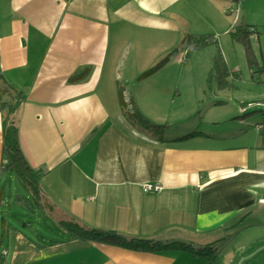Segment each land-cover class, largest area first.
<instances>
[{
  "label": "crops",
  "instance_id": "obj_1",
  "mask_svg": "<svg viewBox=\"0 0 264 264\" xmlns=\"http://www.w3.org/2000/svg\"><path fill=\"white\" fill-rule=\"evenodd\" d=\"M203 1L207 11L233 0H0L2 77L25 95L23 148L44 174L31 210L64 230L55 239L0 218L2 264H264V137L247 141L264 114L241 108L216 124L221 131L168 125L161 135L131 116L136 108L162 124L149 117L168 80L138 76L169 51L185 53ZM2 126L0 114V186L11 174L1 173ZM146 181L163 189L144 192ZM18 197L30 201L1 190L0 212L7 199L27 208ZM64 223L189 249L89 242Z\"/></svg>",
  "mask_w": 264,
  "mask_h": 264
},
{
  "label": "rangeland",
  "instance_id": "obj_2",
  "mask_svg": "<svg viewBox=\"0 0 264 264\" xmlns=\"http://www.w3.org/2000/svg\"><path fill=\"white\" fill-rule=\"evenodd\" d=\"M211 2L212 6L207 11V1L201 2L198 33L192 35H209L213 43L189 55L179 50L175 53L169 51L172 55L168 57V53L164 57H168V63L154 73L168 80L167 95L166 100L162 102L161 111H154L156 115L149 118L173 127L171 132L182 129L186 133L190 132L188 130L192 127V130L205 133H212L215 129L221 131L222 128L217 129L216 124L223 125L234 112L241 110L244 105L247 107L249 103L254 106L248 109L247 115L262 114L260 111L263 109L258 104H264V2L233 0L229 5L220 1ZM252 28H257L259 32L251 33ZM219 51L227 68V75L223 76L226 83L224 88L219 86L220 71H215L210 78L213 59ZM153 66L150 65L138 77L143 78ZM133 113H136L135 108ZM131 116L133 122L140 123L138 117L132 114ZM262 129L264 130V127L255 129L258 141L255 133L250 134L247 141L252 145L259 143L260 146V140L264 137ZM262 150L264 151V148L260 147L258 151L263 152ZM1 190H4L8 197L29 196L32 206L19 207L14 201L10 204L7 199L1 208L0 218L5 217L20 228H24L26 223L30 224L55 239L64 231L58 223H53L41 215H38L39 219L35 216L34 210L31 209L36 207L37 203L16 175L8 174L0 186ZM25 229L27 233L32 231Z\"/></svg>",
  "mask_w": 264,
  "mask_h": 264
},
{
  "label": "trees",
  "instance_id": "obj_3",
  "mask_svg": "<svg viewBox=\"0 0 264 264\" xmlns=\"http://www.w3.org/2000/svg\"><path fill=\"white\" fill-rule=\"evenodd\" d=\"M259 32L257 28H252L251 33ZM250 34V32H249ZM209 35H188L183 40V49L185 52V55H189L191 52L198 50L200 48L206 47L210 43H213V40L208 37ZM239 36V35H238ZM175 53V52H173ZM172 54H169L171 56ZM222 53L219 51L218 55L213 59V68L212 72L210 73V78L213 77V73L215 71H220L218 75L219 86L221 88H224L226 83L223 79V76L227 75L226 71V63L221 56ZM168 57L164 58L161 62H159L155 67H153L150 70H147L148 72L145 73L144 77L150 76L154 74L157 70L161 69L162 66L166 65L168 63ZM172 58V57H171ZM172 60V59H171ZM170 60V61H171ZM223 71V73H222ZM2 72L0 69V114L2 115L3 119V158L6 161L5 164H3V170L2 172L9 171L12 174L17 176V178L21 181V183L25 186V188L35 196V201L38 204V198L40 195L41 190V180L44 176L43 172L39 169H36L31 165L29 160L27 159L25 150L23 148L20 128L18 125H20V110L25 103V95L21 91H17L15 89H12L11 86H9L5 79L2 77ZM72 80H75L73 78ZM124 94L121 93V104L123 107H127V102L124 100ZM261 107V106H259ZM263 110L260 112L264 114V107H261ZM136 109V108H135ZM242 111L248 112V109L244 105L242 108ZM247 114V113H246ZM134 117H138V121L140 124L147 127L149 130L154 131L157 134H162L168 125H162L152 122L151 120L147 119L145 116H143L138 109H136V113L132 114ZM197 135H203V133L194 132L188 135V137L197 136ZM18 201L22 202L26 206L30 207L32 206V203L29 200H26L23 197H18ZM0 203L2 204V201L0 199ZM2 205H0L1 207ZM66 228H68L74 238H81L85 241L89 242H107L116 244L128 249L138 250V251H148V250H162V249H170V248H184L189 249L188 247H184L183 245H180L178 243H171L168 245H163L159 242H154L148 239H142V238H127L122 236L119 233L113 232V231H99V230H84L76 226L75 224H65ZM191 249V248H190ZM200 255H207L209 256L210 252L208 251H200L198 252ZM2 256H0V264H2ZM220 259L218 260L217 257L211 258V264H219Z\"/></svg>",
  "mask_w": 264,
  "mask_h": 264
},
{
  "label": "built area",
  "instance_id": "obj_4",
  "mask_svg": "<svg viewBox=\"0 0 264 264\" xmlns=\"http://www.w3.org/2000/svg\"><path fill=\"white\" fill-rule=\"evenodd\" d=\"M254 106V104L249 103L247 105V109H249L250 107ZM258 106L264 107V104H258ZM262 126L258 127L261 128ZM140 188L144 191V192H152V191H161L163 189L162 185L156 182H140Z\"/></svg>",
  "mask_w": 264,
  "mask_h": 264
},
{
  "label": "water",
  "instance_id": "obj_5",
  "mask_svg": "<svg viewBox=\"0 0 264 264\" xmlns=\"http://www.w3.org/2000/svg\"><path fill=\"white\" fill-rule=\"evenodd\" d=\"M261 249V248H260ZM240 264V263H239Z\"/></svg>",
  "mask_w": 264,
  "mask_h": 264
}]
</instances>
